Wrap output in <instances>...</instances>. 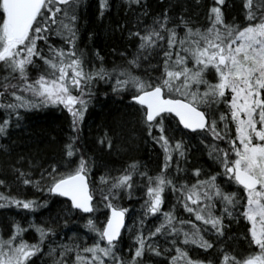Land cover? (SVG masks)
I'll list each match as a JSON object with an SVG mask.
<instances>
[{
    "label": "snow or ice",
    "instance_id": "1",
    "mask_svg": "<svg viewBox=\"0 0 264 264\" xmlns=\"http://www.w3.org/2000/svg\"><path fill=\"white\" fill-rule=\"evenodd\" d=\"M82 3L0 0V108L8 113L0 122V136L7 135L13 115L17 121L21 118V109L49 106L67 110L75 133L64 145V159L42 168L38 178L14 167L22 185L46 193L48 199L0 191V208L14 205L34 213L46 208L53 197L65 198L56 219H62L65 226L69 219L64 217L82 219L94 239L90 244L72 239L71 244L59 245L54 264H146V253L166 257L168 264H213L212 260L192 258L184 246L213 248L214 242L205 238L204 232L214 234L217 240L225 238L226 218L247 221L242 235L248 248L237 255L234 249L222 247L219 264H264V0H243V22L235 18L226 21L222 10L225 0H215L205 26H193L181 16L170 27L165 9L153 17L152 24L128 30L129 38L137 41L136 47L125 61L111 68L104 65L99 51L98 66L86 65L83 53L78 52ZM127 3L129 7L141 6V0ZM107 6V0H100L101 15ZM156 57L159 59L152 63ZM33 68L38 69L34 78ZM100 82L110 85L112 93L127 96L139 124L162 149L164 164L155 176L141 171L139 162L132 161L117 175L105 171L93 181L94 162L83 154L74 159L80 152L76 145L80 125ZM221 104L223 110L217 107L216 112L209 111ZM181 126L203 137L201 143L218 171L193 168V181H176L168 174L174 154L186 157L183 135H175ZM99 143L112 147L107 130ZM176 171H182L178 161ZM137 175L146 182L142 216L160 214L162 219L147 234L144 219L140 220L141 228L126 257L120 242L129 209L119 200L124 195L132 197ZM0 187L8 188L4 179H0ZM168 189L194 220L178 217L176 205L163 210ZM101 207L108 210L103 221L96 216ZM28 230L37 234L34 242L25 238ZM158 234L171 237L170 247L161 249L155 243L153 238ZM54 235L50 224L13 221L7 235L0 233V264H35L33 258L43 253L45 241ZM55 252L56 248L49 247V255Z\"/></svg>",
    "mask_w": 264,
    "mask_h": 264
},
{
    "label": "trees",
    "instance_id": "2",
    "mask_svg": "<svg viewBox=\"0 0 264 264\" xmlns=\"http://www.w3.org/2000/svg\"><path fill=\"white\" fill-rule=\"evenodd\" d=\"M214 2L215 0H199L198 3L197 0H141V6L133 4L129 7L127 0H107L108 6L101 15L100 0H83L79 9L78 52L83 53L86 65L98 66L101 61L96 53L99 51L104 65L111 68L114 64L125 61L127 54L132 53L136 47L137 41L128 36L129 29L135 31L137 28L142 29L145 25L152 24L153 17L163 13L165 9L168 10L171 18L170 27L173 23H178L181 16L189 19L193 26H205L209 23V10ZM222 10L226 21L232 22L233 18L237 22L244 21L243 0H225ZM145 11L147 15H143ZM178 31H182V28ZM54 41L59 43L58 38H54ZM121 53L126 55L122 56ZM158 59V57L154 58L152 63H156ZM30 71L34 78L38 69L33 68ZM94 93L80 125L79 138L76 141L80 152L74 159H77L79 154H83L94 162L91 173L93 181H96L105 171L117 175L118 170L127 167L132 161H138L140 170L147 171L149 175L155 176L159 173L164 164V153L139 124L138 113L127 96L112 93L110 85L103 82L96 85ZM217 107L223 110L225 106L223 104L213 106L209 111L216 112ZM20 112L21 118L18 121L15 115L11 117L7 135L0 136V179H4L8 185L7 189L0 187V191H9L10 194L22 198L45 200L48 199L46 193L37 191L31 185L21 184L14 167L31 172L32 178L36 179L42 168H46L51 162L64 159V145L69 141L70 136L75 135L71 128V116L62 106L21 109ZM6 118H8L7 111L0 108V122ZM174 125L175 121H173ZM106 130L113 140L110 149L99 143V139ZM175 135L176 138H181L183 135L187 147L186 157H178L174 154L173 162L168 169V174L176 181L184 179L193 181L195 177L191 169L196 167L209 173L219 170L218 165L209 158L205 144L201 143L202 136L187 133L182 128ZM207 135L209 136L207 139L211 141V135ZM29 161L32 162L31 166ZM176 161L182 169L180 172L176 171ZM134 179L137 184L133 189L132 197L124 195L119 200L121 206L129 209L127 224L132 226L129 233L127 230L124 232L120 242V250L126 257L129 255V247L135 243L133 237L136 231L141 228L140 220L144 219L143 230L147 234V231L154 230L162 219L160 214L142 216L141 206L147 198L146 182L141 181L138 175ZM221 180L222 178L218 177V182ZM164 196L165 202L162 206L164 211L176 205L175 214L178 217L194 220V217H190V214L177 204L176 197L170 189L165 191ZM97 199H99L98 194ZM63 201L64 199L60 197H53L46 208H41L34 213L14 205L0 208V233L7 235L13 221L25 224L35 220L37 223L53 226L56 235L50 236L45 241L43 253L33 258L35 264L44 256H47L49 261L59 256L58 246L64 243L71 244L72 239L82 244L85 241L92 243L94 234L84 228L82 219L64 217L69 219L67 226L62 219H56L63 208ZM107 211L101 207L96 216L103 221ZM225 223L228 225L225 238L217 240L214 234L204 232L205 238L214 242L213 248L204 250L195 245L184 246L188 249L189 255L194 259L212 260L213 264H219L222 247L225 250L234 249V254L237 255L245 253L248 245L242 234L246 230L247 222L242 218L238 221L226 218ZM25 238L33 242L32 238L36 240L38 237L33 230H28ZM170 239L171 237L166 239L160 234L153 238L161 249L170 247L168 243ZM49 247L56 248V252L49 255ZM145 262L146 264H168L166 257H158L151 253H146Z\"/></svg>",
    "mask_w": 264,
    "mask_h": 264
},
{
    "label": "bare ground",
    "instance_id": "3",
    "mask_svg": "<svg viewBox=\"0 0 264 264\" xmlns=\"http://www.w3.org/2000/svg\"><path fill=\"white\" fill-rule=\"evenodd\" d=\"M60 198H61V197H60ZM62 199H65V198H62ZM32 240H33V242L35 241L34 238H32ZM51 244H53V243H51ZM58 258H59V256L54 257V258H52V260L49 261L48 257H47V256H44V257H43L42 259H40L36 264H54V260H55V259H58Z\"/></svg>",
    "mask_w": 264,
    "mask_h": 264
},
{
    "label": "water",
    "instance_id": "4",
    "mask_svg": "<svg viewBox=\"0 0 264 264\" xmlns=\"http://www.w3.org/2000/svg\"><path fill=\"white\" fill-rule=\"evenodd\" d=\"M181 128H182V126H181ZM186 132H188V133H192V132H190V130H186V129H184ZM125 224H126V226H127V215H126V218H125ZM126 228V227H125ZM124 230L125 229H123L122 230V234H123V232H124Z\"/></svg>",
    "mask_w": 264,
    "mask_h": 264
},
{
    "label": "rangeland",
    "instance_id": "5",
    "mask_svg": "<svg viewBox=\"0 0 264 264\" xmlns=\"http://www.w3.org/2000/svg\"><path fill=\"white\" fill-rule=\"evenodd\" d=\"M233 127H234V125H233ZM209 136L207 135V138H208ZM96 181H97V179H96ZM247 222V221H246ZM131 229H132V226H128V228H127V232L129 233L130 231H131ZM195 255H197V254H195Z\"/></svg>",
    "mask_w": 264,
    "mask_h": 264
}]
</instances>
